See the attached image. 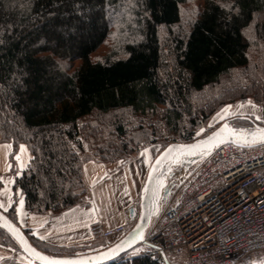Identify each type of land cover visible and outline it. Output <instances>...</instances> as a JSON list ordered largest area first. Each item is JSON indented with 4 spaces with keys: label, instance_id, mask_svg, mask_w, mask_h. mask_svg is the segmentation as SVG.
Wrapping results in <instances>:
<instances>
[{
    "label": "trees",
    "instance_id": "obj_1",
    "mask_svg": "<svg viewBox=\"0 0 264 264\" xmlns=\"http://www.w3.org/2000/svg\"><path fill=\"white\" fill-rule=\"evenodd\" d=\"M77 3L85 13L79 29ZM233 5L236 0H0V143L12 144L13 187L28 211L55 213L89 202L88 160L125 162L157 141L193 140L223 105L264 100V0H239V13ZM115 29L112 53L93 59ZM20 143L30 159L18 176L13 153ZM15 200L3 212L16 223ZM22 230L48 254H75V247L40 244ZM107 264L164 263L137 255Z\"/></svg>",
    "mask_w": 264,
    "mask_h": 264
},
{
    "label": "built area",
    "instance_id": "obj_2",
    "mask_svg": "<svg viewBox=\"0 0 264 264\" xmlns=\"http://www.w3.org/2000/svg\"><path fill=\"white\" fill-rule=\"evenodd\" d=\"M195 166L175 202L150 218L133 256L175 264L185 251L186 264H247L264 255V141H228ZM88 231L92 240L110 241L127 228L96 219Z\"/></svg>",
    "mask_w": 264,
    "mask_h": 264
},
{
    "label": "crops",
    "instance_id": "obj_3",
    "mask_svg": "<svg viewBox=\"0 0 264 264\" xmlns=\"http://www.w3.org/2000/svg\"><path fill=\"white\" fill-rule=\"evenodd\" d=\"M20 143L14 154V167L17 173L26 168L30 153L26 144L25 151H20ZM151 143L138 151V154L125 162L88 160L83 165L84 180L89 190L87 205H76L60 212L32 213L25 206L24 197L18 188L14 189L15 174L12 172V144H0V209L7 211L15 198L16 225L27 229L39 240V235L48 239L42 242L61 247L89 246L88 225L93 220H100L104 227H114L118 224L131 222L130 208L134 210L139 204L141 189L144 185L147 169L143 168L140 154L144 148L156 146ZM157 147V146H156ZM160 148V147H158ZM19 155V159L17 156ZM143 171V174H142ZM15 196V197H14ZM21 200L23 201L21 203ZM20 207V212L16 208ZM36 232L37 235H33ZM40 241V240H39ZM96 247V246H95ZM10 256V253L0 246V260Z\"/></svg>",
    "mask_w": 264,
    "mask_h": 264
},
{
    "label": "water",
    "instance_id": "obj_4",
    "mask_svg": "<svg viewBox=\"0 0 264 264\" xmlns=\"http://www.w3.org/2000/svg\"><path fill=\"white\" fill-rule=\"evenodd\" d=\"M229 122V121H228ZM230 124V123H229ZM217 126L216 128H218ZM230 127L236 130V134L233 135L230 139L225 138L228 141L236 142L239 144H248L253 142L264 141V137H262L261 130H264V125L254 123L252 126L246 127H236L230 124ZM215 130V129H213ZM199 139V138H196ZM194 139V140H196ZM193 140V141H194ZM193 141L189 142H171L169 144L172 145H185L191 144ZM215 143V142H214ZM167 144V145H169ZM166 145V146H167ZM165 146V147H166ZM213 148L210 149L212 151ZM163 151V148L160 150ZM197 151H200L199 149ZM205 155L195 156L189 155L183 152L173 150L160 164L159 167L156 168L153 173V179L151 181L147 180V174L145 178V182L147 181L151 186L155 187L158 181H163V187L157 189V196L153 199L151 196V189L148 192H145L144 185L141 189V195L139 200V212L136 218L134 217V209L130 208V217L132 219L135 218L133 225L127 230V232L121 236L118 240L111 243L110 245L95 251L79 253V254H70V255H51L48 254L38 248H36L26 236L24 231L18 227L7 215L0 209V227L3 228L18 244L22 252L28 257L27 253L24 251L22 245L19 240L12 234L10 229L5 227V223L11 224L13 228H16L19 231V234L23 236V238L27 241L30 247L35 248L37 251H41L43 255H47L51 258L55 259H69L76 262V264H107L112 261H115L117 257L128 252L132 249L137 241L139 240L138 235L133 232V229L137 228V225H140L139 232L142 233L146 228L150 218L157 214L159 210V202L166 198L169 195L170 189L167 188L166 178L171 177L173 175V168L176 166H181L185 171H188L191 167L195 166L198 161L204 158ZM155 162V161H154ZM144 182V184H145ZM119 245V247H115ZM29 258V257H28ZM34 263L37 264H45L44 261L36 260L34 258L31 259Z\"/></svg>",
    "mask_w": 264,
    "mask_h": 264
},
{
    "label": "rangeland",
    "instance_id": "obj_5",
    "mask_svg": "<svg viewBox=\"0 0 264 264\" xmlns=\"http://www.w3.org/2000/svg\"><path fill=\"white\" fill-rule=\"evenodd\" d=\"M185 9H186V12H185V16H183V20L187 19L190 16L191 11H192V6H188ZM185 21L186 20H184V22ZM119 34H120V31H117V29L113 30V32L109 35V37L106 39V41L92 55V58L93 59H103L105 56L110 55L112 53L114 47L117 46V44H118L117 41H119ZM249 101H251L252 103L251 104L248 103ZM225 105L230 106L229 115L227 117V120L229 121V123L231 122L230 123L231 125L236 126V127H240V125H242V124L245 125L247 123H252V122L264 125V120H257L255 118L257 115L264 114V100L260 101V102L254 101L252 99H248V100H244V101L238 100V101H235L232 103H227ZM225 105H223V106H225ZM219 109L217 111H219ZM113 113H114V111H113ZM123 114H125V113H123ZM212 116L205 123L199 125V127L196 128L195 134H194V139L198 138V137H196V132L198 131L199 128L204 127L206 130L208 129L209 122L211 121ZM217 126H219V125L217 124L216 127ZM193 140H189V141H193ZM167 141H163V140L157 141L156 142V143H158V144H156L157 148L160 147V150H161L162 149L161 146H163V144H165ZM189 141L178 140V142H189ZM172 142H175V141H172ZM169 143H171V142H169ZM165 146L166 145H164V147ZM76 151L78 153H82L81 152L82 149L76 148ZM83 152H85L87 154H91V151L89 150V147H88V144L86 143V141H83ZM116 161L120 162L121 160L118 159ZM195 168H196V166H193L188 171H185L184 168L181 166H176L173 168V170H172L173 175L171 177L166 178L167 188L170 189V193L168 196H166L165 199L160 200V202H159L160 210L164 209L165 207H169L170 205H172L175 202V200L177 199V197L179 195V192L181 191V189L185 183L186 177L189 174H191V172ZM84 205H87V204H84ZM138 212H139V204L135 208V211H134V213H135L134 217L135 218L138 215ZM135 218L132 219L131 222L125 224L126 228L129 229L133 225ZM26 236L28 237L27 234H26ZM2 241H4V242H2ZM110 242L111 241H100L98 243H92L90 246L96 244V247L95 246L94 247H88V248H91L88 250H86L87 249V248H85L86 246L75 247V254L102 249V248L110 245L111 244ZM39 243L44 244L40 241H39ZM0 246H2L4 249H6V251H8L10 253V256L5 257L4 260H1L5 264H29V258L22 252L20 247L17 244H15L13 241H10L1 231H0ZM135 251H136V249L135 250H129L128 252L117 257L116 260L120 261V260L130 259L131 257H133V254ZM186 258L187 257H186L185 251L177 253L175 255V259H174L175 264H186ZM31 264H34V261L31 260ZM247 264H264V255H254L249 260V262Z\"/></svg>",
    "mask_w": 264,
    "mask_h": 264
},
{
    "label": "snow or ice",
    "instance_id": "obj_6",
    "mask_svg": "<svg viewBox=\"0 0 264 264\" xmlns=\"http://www.w3.org/2000/svg\"><path fill=\"white\" fill-rule=\"evenodd\" d=\"M239 4V0H236V5ZM236 5H233V7L236 8L237 13H239L240 9L236 7ZM75 12V18L79 21L77 25H75V28L79 29L84 26V20L83 17L85 16V13L83 11V5L77 3L76 7L74 9ZM71 18V17H70ZM53 35L57 34V30L55 28L52 29ZM248 103H252L249 101ZM254 106V105H253ZM229 105H225L219 109L211 118V121L209 122L208 129L206 130L204 127H201L196 132V137L199 139H196L191 144H185V145H172L169 144L166 147L161 146L163 148V151H160V148H157L156 146H152L150 148H144L142 153L140 154V159L142 161L143 168L147 169V180L151 181L153 179V173L155 172L156 168L160 166V164L163 162V160L173 152L175 149L176 151L183 152L189 155H205L210 156L211 155V148L219 147L221 144L226 143L227 138H231L233 135L236 134V130L232 127H230V124L227 120V117L229 115ZM257 120H264V114L257 115L255 117ZM219 125L218 128H216V125ZM215 129V130H213ZM262 137H264V130H261ZM215 142V143H214ZM20 151L23 152L26 149V146L24 144H21ZM200 151H197V150ZM19 155L17 156V159H19ZM155 161V162H154ZM143 174V171H142ZM17 175H22V172H18ZM163 181H158L155 187L151 186L147 181L144 184L145 192L147 193L149 189H151V196L154 199L157 196V189L162 188ZM23 201L21 200V203ZM2 207V205H0ZM20 207L16 208V212H20ZM5 227L10 229L12 234L19 240L20 244L22 245L24 251L27 253L29 257V264H31V259L34 258L36 260L44 261L45 264H76L75 261L69 260V259H55L51 258L47 255H43L41 251H37L35 248L30 247L27 243V241L19 234V231L16 228H13L11 224L5 223ZM140 225H137L136 229H133V232L138 235V238L140 240L144 239V236L142 233L139 232ZM33 235H37L36 232H33ZM40 241L48 239L44 235L38 236ZM115 247H119V245H116Z\"/></svg>",
    "mask_w": 264,
    "mask_h": 264
},
{
    "label": "flooded vegetation",
    "instance_id": "obj_7",
    "mask_svg": "<svg viewBox=\"0 0 264 264\" xmlns=\"http://www.w3.org/2000/svg\"><path fill=\"white\" fill-rule=\"evenodd\" d=\"M231 123V122H230Z\"/></svg>",
    "mask_w": 264,
    "mask_h": 264
}]
</instances>
